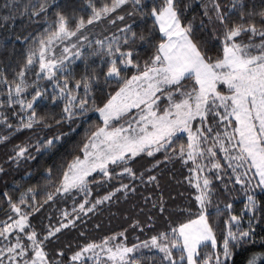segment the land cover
Segmentation results:
<instances>
[{"label":"snow or ice","instance_id":"1","mask_svg":"<svg viewBox=\"0 0 264 264\" xmlns=\"http://www.w3.org/2000/svg\"><path fill=\"white\" fill-rule=\"evenodd\" d=\"M4 7L0 144L26 131L6 163L36 161L40 175L27 187L14 181L16 197L0 193V264H264V0ZM32 24L45 27L26 31ZM101 26L111 35L93 40ZM81 126L69 155L47 164ZM177 164L189 199L173 208L162 193H140L150 207L130 227L146 238L129 245L126 228L53 247L67 231L86 237L90 214L141 187L160 189L158 177ZM45 206L55 223L34 219Z\"/></svg>","mask_w":264,"mask_h":264},{"label":"trees","instance_id":"2","mask_svg":"<svg viewBox=\"0 0 264 264\" xmlns=\"http://www.w3.org/2000/svg\"><path fill=\"white\" fill-rule=\"evenodd\" d=\"M12 0H0V16L8 14V9H5L4 5L5 3H11ZM27 0H20V3H26ZM181 5H183L184 0H179ZM257 3H259V0H257ZM195 5L193 7V10H189L186 13L185 19H190L193 15V11H195ZM20 19L18 18L16 21L17 26L20 24ZM25 22H27L25 20ZM198 22V21H197ZM5 22L3 20H0V24H4ZM43 27L45 25L43 24H32L29 26L26 31H32V30H38L42 31ZM114 31L115 28L112 26H109ZM5 34V29L3 27H0V35ZM104 35H111V31L109 32H103V28L97 27L94 31V34L92 35V39L95 38H103ZM6 54H0V59L3 58V56ZM79 63V62H77ZM67 131V128L64 129ZM83 132V126L77 129V131L73 134H71L68 137H65L64 142L59 146L57 152L53 156H49L46 158L47 164H53L58 163L61 156H68L69 153L72 150V146L75 142H78L81 138ZM28 133L26 131L18 133L16 136L12 138V142L8 143L7 145L0 144V165H3L6 169H8V174L6 176L0 175V193L4 191H9L10 194H12L14 197L18 196V193L12 192V189L14 187V181H21L24 183V186L27 187L28 183H35L36 179L39 177L40 173L35 171V165L36 161H29V162H22L21 167L19 169L15 168V166H10L7 161V156L10 153L12 143H19L22 140H24L27 137ZM39 159V157H38ZM27 171H33L34 176L30 178L29 181H24L22 178L25 176V173ZM187 170L184 168H181L178 164L173 168L170 166L168 169H165L163 174L158 177L160 180V189H156L153 186H148L147 188L141 187L138 190V193L135 196H130L127 200H120L116 203H113L110 208L106 207L105 210L102 213L91 215V218H85L86 223L81 224L80 228L85 229L87 232L86 237H80L78 235L79 229L67 231L66 234L61 236V242L59 245H53V247H61L66 242H71L73 247L76 246L77 243H82L84 239L88 240H95L97 242L101 241L106 236H111L117 232L123 231L124 229H128L126 235L128 237V243L129 245L132 242H135V237L140 236L141 239L146 238V233L148 230H146V233H140L138 229H133L130 227L132 222L136 219H139L140 221H144L146 219L145 212H141L140 209L143 207L145 210H147L149 205H145L143 201L142 195L140 193H143L145 195L151 193L152 198L155 199L158 195L161 193L163 194L165 200L167 201L168 205L172 206L173 208H177L178 206H184L187 203L188 197V185L187 181L184 179L185 176H187ZM5 181L7 183H5ZM177 181H180V183H177ZM43 182L41 181V184ZM184 192L185 195L181 196L180 193ZM242 203L240 201H237L234 204V208L236 211H239L242 208ZM67 207L70 209L71 202L67 205ZM49 215L53 216V223H55L57 213L55 209H48L47 206H45V209H42L40 214H37L34 219L37 223H39V218L41 216L44 217V223H47V217ZM178 213H174L173 218H177ZM4 212L3 209L0 208V219H4ZM99 225L97 228L96 225ZM162 223H158L157 227H162ZM145 253H147V250H144Z\"/></svg>","mask_w":264,"mask_h":264},{"label":"rangeland","instance_id":"3","mask_svg":"<svg viewBox=\"0 0 264 264\" xmlns=\"http://www.w3.org/2000/svg\"><path fill=\"white\" fill-rule=\"evenodd\" d=\"M118 24L120 23L119 21L117 22ZM122 26V25H121Z\"/></svg>","mask_w":264,"mask_h":264}]
</instances>
